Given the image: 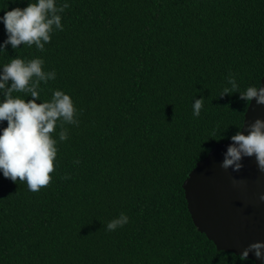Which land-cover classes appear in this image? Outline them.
Here are the masks:
<instances>
[{"label":"trees","instance_id":"1","mask_svg":"<svg viewBox=\"0 0 264 264\" xmlns=\"http://www.w3.org/2000/svg\"><path fill=\"white\" fill-rule=\"evenodd\" d=\"M35 2L0 0V16ZM67 2L44 51L0 49V66L42 58L56 78L41 83V101L62 90L79 120L63 125L66 141L59 125L52 133L47 187L31 192L0 173V264H255L199 232L183 186L242 131L251 102L241 92L264 78V0ZM230 74L238 90L225 94ZM121 214L129 222L109 231Z\"/></svg>","mask_w":264,"mask_h":264},{"label":"clouds","instance_id":"2","mask_svg":"<svg viewBox=\"0 0 264 264\" xmlns=\"http://www.w3.org/2000/svg\"><path fill=\"white\" fill-rule=\"evenodd\" d=\"M69 7L67 0L62 3L59 0H36L23 9L6 11L0 16V22L5 26L8 39L0 45V49L9 44L13 49H18L20 45H34L44 51L45 45L51 43L52 33L64 30L61 13ZM44 64L42 58H13L10 63L0 66V96L3 97L0 99V124L7 122V127L0 128V173L14 183H26L31 192H39L52 180L50 174L55 171L54 161L58 152L57 140L52 133L57 126L61 129L59 141H66L68 132L63 125H79L77 109L69 94L54 90L50 101H41V83L47 84L56 78L55 71L43 70ZM228 83L231 88H224L225 94L238 90L236 79L231 74ZM14 93H24L31 99H22ZM253 98L257 103L264 104V87L250 86L241 92V99L250 103ZM192 107L193 115L199 117L203 100H197ZM231 140L233 143L223 162L225 169L234 166L235 170H239L243 157L255 156L259 169L264 171V120H256L250 126L248 135L237 132ZM128 222L129 217L121 214L108 223L107 229L116 230ZM252 252L257 259L264 258V243L252 244L239 259L247 261Z\"/></svg>","mask_w":264,"mask_h":264},{"label":"water","instance_id":"3","mask_svg":"<svg viewBox=\"0 0 264 264\" xmlns=\"http://www.w3.org/2000/svg\"><path fill=\"white\" fill-rule=\"evenodd\" d=\"M261 87H264V78ZM256 120H264V104L250 103L242 133L248 135ZM233 141L217 144L184 183L188 209L199 230L220 252L240 256L252 244L264 243V171L255 156H245L242 167L225 169L223 162ZM247 260L264 264L254 252Z\"/></svg>","mask_w":264,"mask_h":264}]
</instances>
